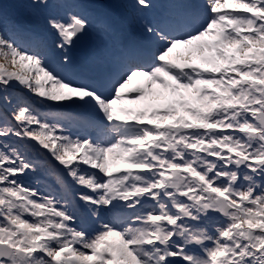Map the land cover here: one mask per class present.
<instances>
[{
    "label": "snow or ice",
    "instance_id": "6c2138e0",
    "mask_svg": "<svg viewBox=\"0 0 264 264\" xmlns=\"http://www.w3.org/2000/svg\"><path fill=\"white\" fill-rule=\"evenodd\" d=\"M24 6L54 40L0 0V264H264V0H118L130 41L100 0Z\"/></svg>",
    "mask_w": 264,
    "mask_h": 264
},
{
    "label": "rangeland",
    "instance_id": "374dc122",
    "mask_svg": "<svg viewBox=\"0 0 264 264\" xmlns=\"http://www.w3.org/2000/svg\"><path fill=\"white\" fill-rule=\"evenodd\" d=\"M17 15L20 18L24 19V20H29L30 18H34L35 19V25H36V27L38 29H40L42 21H40L37 18H35L31 14V10L30 9H28V11L26 13H23L22 11H19ZM23 27L26 28V29H28L31 32L36 31V29L34 27H31V26H23ZM38 35L42 36L44 38V40L47 42V37L46 36L41 35V34H38ZM39 52L41 54H43L44 53V49H39ZM30 175L33 176L32 179H23L24 182H25V184L26 185H31L32 187H39L42 192L46 191L47 188L44 186L43 183H39V184L37 183V178H35L36 175L35 174H30ZM38 175L41 177V181H42L44 179L43 176L40 173H38Z\"/></svg>",
    "mask_w": 264,
    "mask_h": 264
},
{
    "label": "bare ground",
    "instance_id": "6f19581e",
    "mask_svg": "<svg viewBox=\"0 0 264 264\" xmlns=\"http://www.w3.org/2000/svg\"><path fill=\"white\" fill-rule=\"evenodd\" d=\"M126 27H127V26L119 27L120 32L122 33V32L126 29ZM49 61H50L51 65H52L53 63H55L54 58H53L52 56L49 57ZM76 128H77V127H76ZM77 130H78V129H77Z\"/></svg>",
    "mask_w": 264,
    "mask_h": 264
}]
</instances>
